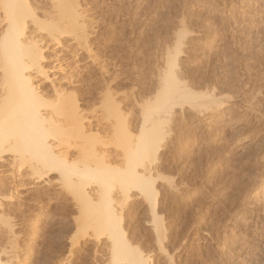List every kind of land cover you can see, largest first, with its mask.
I'll return each mask as SVG.
<instances>
[{
	"label": "rangeland",
	"instance_id": "obj_1",
	"mask_svg": "<svg viewBox=\"0 0 264 264\" xmlns=\"http://www.w3.org/2000/svg\"><path fill=\"white\" fill-rule=\"evenodd\" d=\"M79 1L98 23L96 54L112 64L105 81L118 101L128 98L123 104L126 115L130 108L134 110L132 142L139 135V95L146 89L153 91V73L163 68L166 47L172 50L183 30V17L192 33L183 46L185 53L178 57V70L190 84L215 86L216 95L229 100L222 114L213 111L200 119L195 112L185 117L177 110L171 137H166L170 151H162L160 167L179 187V194L164 191L161 198V209L167 214L161 210L163 223L171 237L165 245L172 247L173 261L157 254L152 256L155 264H264V0ZM139 7L143 14L137 12ZM85 78L94 86L90 100L99 101L105 82L95 69L85 73ZM123 160L117 166L125 170ZM13 180L0 172V189L9 192ZM21 193L11 214L17 224L12 236L17 247L13 264H110L107 241L95 243L77 234L78 211L65 189ZM113 197L128 241L145 254H153L157 241L145 225L150 219L147 205L136 198ZM100 220L99 227H104ZM12 238L0 232V248Z\"/></svg>",
	"mask_w": 264,
	"mask_h": 264
},
{
	"label": "bare ground",
	"instance_id": "obj_2",
	"mask_svg": "<svg viewBox=\"0 0 264 264\" xmlns=\"http://www.w3.org/2000/svg\"><path fill=\"white\" fill-rule=\"evenodd\" d=\"M94 20L79 0H0V172L14 179L9 192L0 189V232L11 238L15 235L17 224H13L11 214L22 191L61 188L76 205L77 234L95 243L107 241L110 264H155L152 256L157 254L172 262V247L168 249L165 242L170 239L163 223L162 211H166L162 210L161 198L164 191L178 193L179 187L160 172L164 161L161 153L170 145L166 144L173 130L170 126L178 119L177 110L185 117L192 112L198 118L213 111L222 114L229 100H221L215 86L210 88L215 92H210L203 82L197 86L192 83L194 87L178 70V57L185 53L183 46L192 33L183 17V30L174 49L166 47L163 68L160 66L153 73V91H140L138 125L135 124L139 135L132 142L134 110L130 108L126 115L123 104L128 98L118 101L105 81L111 75L112 64L96 54L94 36L98 23ZM93 69L105 82L99 101L90 100L94 86L90 78H85V73ZM111 144L114 150L109 147ZM121 160L127 165L125 170L117 166ZM116 195L127 201L136 198L147 205L150 219L145 225L150 226L157 241L153 254H145L128 241L123 216L113 197ZM100 219L104 220V227H99ZM15 241L13 237L0 248V264H13L16 260Z\"/></svg>",
	"mask_w": 264,
	"mask_h": 264
}]
</instances>
